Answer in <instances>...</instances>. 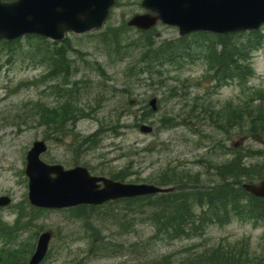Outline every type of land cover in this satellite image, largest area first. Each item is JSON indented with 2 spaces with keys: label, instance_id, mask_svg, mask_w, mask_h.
Listing matches in <instances>:
<instances>
[{
  "label": "trees",
  "instance_id": "1",
  "mask_svg": "<svg viewBox=\"0 0 264 264\" xmlns=\"http://www.w3.org/2000/svg\"><path fill=\"white\" fill-rule=\"evenodd\" d=\"M121 35H124L121 27L107 28L96 35L97 42L106 45L104 55L109 57L106 59L109 62H122L124 65L120 74L123 79L121 89L116 90V85L100 88L106 97L115 99L127 94L131 96L134 88L155 86L163 94L165 90L172 100L179 99L176 101L185 102L188 106V111L183 116L168 118L163 116L159 120L162 129L186 128L196 136L199 143L209 139L208 132L198 124L204 121V127L211 124L214 130L224 134L237 130L239 138L261 145L262 150L257 152L247 150L246 155H240L232 148L233 146L226 147L216 142L220 152L215 153L212 146L211 148L218 161H208V157L199 156L192 162L197 168H206L205 173L197 172L199 176L214 174L216 184L194 188L193 184L199 180V176H191V173L178 166L168 165L156 181L149 184L173 188L169 193L117 200L99 207L78 206L60 212L83 222L91 233L89 237L91 246L97 247L98 253L94 255L100 257L116 254L115 252L124 253L122 243L113 242L110 237L102 236L106 229L104 223L109 222V225L115 228V234L123 238L135 234L134 222L136 217H139L138 222L148 229V236L141 238V235H138V241L132 243L137 248L144 244L146 246L150 243L155 244L149 249L150 254L144 256H159L154 250L158 244L177 241L193 243L177 252L142 260L141 264H264V244L256 254V251L250 250L245 239L215 245H208L204 239L209 228L224 227L233 219L250 222L252 225L264 224V201L250 196L241 187L243 183L254 184L264 178V87H248V81L254 75L253 54L264 44V25L258 31L246 33L225 36L193 34L161 41H156L151 34L143 33L136 41L124 40L123 43H117ZM21 42L28 44V53L32 60H36L39 65L47 66L48 72L43 78L51 80L55 76L67 74L66 71L69 70L65 66L67 47L64 45L55 47L56 43L50 44L47 40L35 36L24 37L22 41L1 42L0 47L2 50H12L17 46L16 49L19 50L22 47ZM196 63L204 67V73L199 78H185L181 81L175 76L172 83L171 78H166V74L177 73L184 67ZM73 70L75 72L68 71L72 77L69 83L67 79L64 81V85L68 83L69 88L59 87L56 91L54 84L48 87V96L54 98L56 93L60 95L57 98L61 101L59 107L30 102L26 104L22 113L27 114L32 109V117L37 123H40L42 118H48L47 116L56 108L63 110L70 108L73 110L72 115L78 113L81 117H88L90 108L82 106V101L87 95V92L85 94L84 92L89 83L87 80L75 79L76 72L81 70L77 66ZM101 75H103L101 80H109L105 73ZM143 75L145 77L141 79ZM232 84L239 88L240 97L236 101L225 102L218 109L208 105L209 103L199 96L198 91L210 97L214 92ZM189 91L194 94L191 98L188 97L191 93ZM118 112L117 106L114 117ZM152 115L153 112L146 106L143 114L139 112L141 118L137 121L146 122ZM41 121L47 122L43 119ZM48 127V136L55 139L61 128L57 130L52 124ZM60 135H64L63 132H59L58 136ZM220 156H226L227 159L221 160ZM250 156H255L257 161L246 164L245 160ZM260 157L263 158L261 163L258 162ZM126 175L127 170L124 173L111 174L110 178L125 182ZM22 203L25 204L24 207L11 208L16 226H8L0 213V239L10 240L16 237L19 226L17 223L23 222L24 227L29 228L37 219L35 214L45 213L44 210L33 209L25 200ZM101 208L106 213L101 212V216L97 218L95 215ZM26 210L33 212L28 221L23 214ZM97 226L101 228L96 229ZM133 244H130V248ZM14 257L22 260L14 261L13 264H25L28 256Z\"/></svg>",
  "mask_w": 264,
  "mask_h": 264
},
{
  "label": "rangeland",
  "instance_id": "2",
  "mask_svg": "<svg viewBox=\"0 0 264 264\" xmlns=\"http://www.w3.org/2000/svg\"><path fill=\"white\" fill-rule=\"evenodd\" d=\"M138 10L140 7L137 1L119 0L118 5L110 11L105 25L109 28L122 27ZM154 33L159 34L157 41L177 37L175 28L160 25L154 29ZM139 38H141L139 33L127 30L117 43H123L124 40L136 41ZM66 39L68 42L64 45L73 49V52L68 53L69 59L82 70L81 75L75 79L87 80L89 83L84 92V94L87 92V95L82 101V106L90 108V111L88 110L90 114L86 118L79 116L78 113L72 115L73 110L70 108L65 109L66 111L61 108L54 109L52 114L47 116L48 118L41 117L47 121L45 123H42V119L40 123L34 122L32 109L27 114H23L27 103L41 102L50 105L55 103L54 98L47 95L48 87L53 84L54 86L64 85L65 79L43 78L48 68L45 64L39 65L36 60L30 58L27 43L21 42L22 47L19 50L16 49L17 46L11 48L12 50H2L0 47V196H8L14 206H25L24 203L18 205L26 199L27 193L26 179L22 173L25 166L24 157L32 143L38 140L45 141L47 146L46 152L41 156L45 163L59 164L64 169H70L75 165L82 166L87 168L93 176L110 177L111 174L124 173L127 170L126 183L145 184L156 181L168 165L178 166L191 173V176H199L197 172L205 173V167L197 168L192 162L199 156L208 157V161H218L214 152L219 153L220 148L216 142L226 147L233 146L232 148L240 155H246L247 150L255 152L262 150L261 145L239 138L237 130L224 134L214 130L211 124L204 127V121L198 124L208 132L209 139L199 143L196 136L186 128L162 129L163 126H160L159 120L163 116L166 118L183 116L187 113L188 106L185 102L176 101L179 99L172 100L165 90L163 94L155 86H140L133 89L131 96L127 94L121 98L109 99L102 89L105 86L114 85L116 90L121 89L123 79L120 74L123 63L109 62L106 59L109 58L104 55L106 45L97 43L95 33L82 36L69 34ZM252 61L254 75L248 81V87L263 88L264 45L254 53ZM91 65L95 68L93 69ZM97 70L102 74L105 73L109 80H101L103 75L96 72ZM203 73V66L196 63L184 67L177 73L170 72L166 74V78H171L170 83H172L175 76L183 81L185 78L197 79ZM144 77L143 75L141 79ZM189 92L191 93L188 97H193V92ZM198 92L202 100L216 109L225 102L236 101L240 97L239 88L234 84L221 88L210 97L202 95L201 91ZM151 98L159 102L158 111L146 122L137 121L141 118L139 112L143 114V109ZM189 103L188 101V105ZM117 106L119 112L114 117ZM74 121L75 124H73ZM144 123L153 127L151 134L139 133L138 125ZM50 124L57 130L61 128L56 133L55 139L48 136ZM59 132H63L64 135L58 136ZM208 152H210L209 155ZM220 157H222L221 160L227 159L226 156ZM256 161L255 156H250L245 163L253 164ZM262 161L263 158L260 157L258 162ZM198 179L193 184L194 188L216 184L214 174L202 175ZM11 210L1 211L6 220H13V210ZM101 212L105 211L100 209L95 216L99 218ZM138 219L139 217H136L137 223L134 222L135 234L123 238L115 234L116 230L109 225V222L104 223L107 230H104L103 235L110 237L113 242L122 243L124 256L115 252L117 256L113 255L111 258L86 260L85 256L92 254L93 250L88 240L90 232L86 230L83 222L70 217L65 212L47 211L42 214L38 225L27 230L22 236L12 240H0V264L21 261L22 259L14 257L18 248L23 250L20 256H26L25 252L32 248L35 235L42 228L44 231H50L53 236L49 255L43 264H141L142 260L177 252L193 244L185 241L158 244L154 250L159 256H144L150 254L149 249L155 244L150 243L149 246L144 244L137 248L132 243L138 241V235H141V238L148 236V229L140 225ZM96 228L100 229L101 226ZM263 235L262 227H254L239 220H233L224 227L209 228L204 239L208 245L245 239L249 247L258 254L263 247V240H261ZM130 244H133L132 248Z\"/></svg>",
  "mask_w": 264,
  "mask_h": 264
},
{
  "label": "water",
  "instance_id": "3",
  "mask_svg": "<svg viewBox=\"0 0 264 264\" xmlns=\"http://www.w3.org/2000/svg\"><path fill=\"white\" fill-rule=\"evenodd\" d=\"M112 4L113 0H18L0 5V39L13 40L35 34L58 41L66 31L79 34L100 28ZM141 6L155 16L136 15L128 26L147 30L160 21L175 26L179 36L193 32L229 34L257 30L264 23V0H142ZM155 104L154 98L149 101L153 111ZM151 130L146 125L139 127L143 134ZM45 149L43 142L36 141L25 157L27 199L32 206L62 209L170 191L153 185L121 184L91 177L81 167L63 170L59 165H46L39 159ZM243 188L255 197L264 198V180L257 185H243ZM9 203L8 197H0V207ZM49 240L48 232L38 237L27 264H40Z\"/></svg>",
  "mask_w": 264,
  "mask_h": 264
},
{
  "label": "flooded vegetation",
  "instance_id": "4",
  "mask_svg": "<svg viewBox=\"0 0 264 264\" xmlns=\"http://www.w3.org/2000/svg\"><path fill=\"white\" fill-rule=\"evenodd\" d=\"M1 3H9L12 2V0H0Z\"/></svg>",
  "mask_w": 264,
  "mask_h": 264
}]
</instances>
